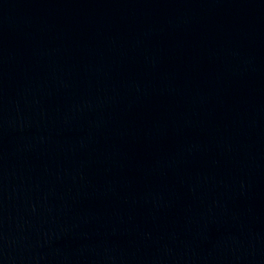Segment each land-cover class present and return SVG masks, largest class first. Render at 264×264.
I'll use <instances>...</instances> for the list:
<instances>
[{
	"label": "water",
	"instance_id": "95a60500",
	"mask_svg": "<svg viewBox=\"0 0 264 264\" xmlns=\"http://www.w3.org/2000/svg\"><path fill=\"white\" fill-rule=\"evenodd\" d=\"M0 264H264V0H0Z\"/></svg>",
	"mask_w": 264,
	"mask_h": 264
}]
</instances>
